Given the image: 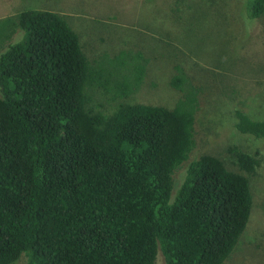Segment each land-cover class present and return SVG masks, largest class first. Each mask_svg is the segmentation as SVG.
<instances>
[{
	"label": "trees",
	"instance_id": "1",
	"mask_svg": "<svg viewBox=\"0 0 264 264\" xmlns=\"http://www.w3.org/2000/svg\"><path fill=\"white\" fill-rule=\"evenodd\" d=\"M263 16L264 0H244V21ZM126 54L90 63L52 11L0 19V264H223L235 249L258 154L227 149L240 173L202 155L175 189L195 147L201 88L175 66L172 108L130 102L143 54H128L133 79L100 69L123 66ZM235 118L239 133L264 139V121Z\"/></svg>",
	"mask_w": 264,
	"mask_h": 264
},
{
	"label": "rangeland",
	"instance_id": "2",
	"mask_svg": "<svg viewBox=\"0 0 264 264\" xmlns=\"http://www.w3.org/2000/svg\"><path fill=\"white\" fill-rule=\"evenodd\" d=\"M243 5L244 0H0V19L23 10L58 13L77 34L89 62L121 51L142 53L146 73L128 99L133 103L172 108L180 93L169 83L175 66L182 67L201 89L195 147L174 172V188L183 180L188 163L202 155L218 157L229 170L240 173L227 149L235 146L257 153L260 166L249 176L253 209L223 264H264V139L235 129L237 110L264 121V16L244 21ZM19 36L14 35L13 41ZM128 54L121 56L123 66L100 67L104 78L125 81L129 74L135 78L137 63ZM111 103L105 104L106 110H111ZM14 264H26L25 256ZM155 264H163L159 256Z\"/></svg>",
	"mask_w": 264,
	"mask_h": 264
}]
</instances>
